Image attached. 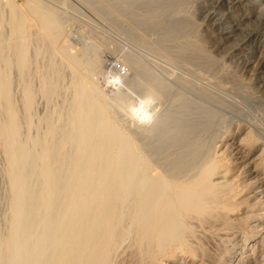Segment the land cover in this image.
I'll use <instances>...</instances> for the list:
<instances>
[{"label": "bare ground", "instance_id": "obj_1", "mask_svg": "<svg viewBox=\"0 0 264 264\" xmlns=\"http://www.w3.org/2000/svg\"><path fill=\"white\" fill-rule=\"evenodd\" d=\"M80 1L157 56L123 48L128 90L108 95L97 83L104 37L73 42L45 0H0V264H264V124L227 116L235 103L208 85L222 88L229 64L187 37L202 29L197 12L228 20L248 0L219 13L210 0ZM263 10L235 16L227 34L261 52L258 70L264 48L244 25ZM148 99L140 122L132 109Z\"/></svg>", "mask_w": 264, "mask_h": 264}, {"label": "rangeland", "instance_id": "obj_2", "mask_svg": "<svg viewBox=\"0 0 264 264\" xmlns=\"http://www.w3.org/2000/svg\"><path fill=\"white\" fill-rule=\"evenodd\" d=\"M48 4H50V5H52L53 7H55V8H57V9H59L60 11H62L63 12V14H64V16L66 17V21H65V28H66V31H67V33L70 31V35L72 36V39H74L73 40V42H75L76 40H77V42L78 43H81V42H88V43H90V42H93V41H97L98 39L101 41L102 39H101V36L102 37H104V39H103V41L104 40H107V43H105L106 41H104L103 43L104 44H106L105 45V49L103 50V53H102V55H101V57L103 58L102 60L104 61V63H103V66H104V72L103 73H100V74H98L97 76H98V81H97V79H96V81H97V83H98V85H99V87H100V89L103 91V92H105L106 94H108V95H111L112 96V94H114L115 93V91L118 89V88H120L121 87V89H124L125 90V88H126V90H128L127 88L128 87H124V86H126L125 84H124V78L123 77H125L126 78V75L127 74H125V73H128L127 72V69L122 65V63L120 62L121 61V58H122V56H123V54H122V52H123V50L125 49V50H129V51H132V54H137L136 56H139V57H141V56H148V57H154V56H157V55H155V53H153L147 46H144V45H140V44H137V42L135 41V40H131V39H129V37L127 38V36L125 37V35L123 36L122 35V32H120V30L121 29H119L118 30V27L116 28H114L113 26L111 27V25L110 24H108L103 18H101L100 16H98L95 12H93V11H91L83 2H81L80 0H45ZM199 1H203L204 2V4L205 3H207L209 0H199ZM206 1V2H205ZM264 1V0H263ZM213 2H215V3H213ZM220 2L221 3H223V4H227V2H228V4L229 5H231V2L233 3V1L232 0H210L208 3H207V7L209 8H211V7H218L219 6V4H220ZM218 3V4H217ZM245 3H247V4H245ZM243 2L241 5L239 4L238 5V3L237 4H234L233 5V9H232V11H231V13L230 14H228V16L229 17H231V18H229L228 20H227V18H226V20L225 19H223V20H219L218 18V20H216V22H214L213 20H212V22H211V20L208 22V20L204 17V13H200L201 14V16H200V14H198L199 12H197V14H196V19H195V21H196V23H195V25L196 26H198V28L199 29H201V30H199V33L198 34H196V35H194L193 33V35L192 34H188L187 35V37L188 36H192V38L193 37H195V38H197V39H199L200 40V42L201 43H203L202 45H204V48L207 50V51H210L211 52V54L214 56V57H216L218 60H219V62L221 63V64H226V65H228V67H229V69L227 68V70H229V71H227V73H228V75H225V77L223 76L222 77V80L220 79V82H221V84L223 85V87L225 88V89H223V87L222 88H220V87H214V85L212 84V83H210L209 82V88L211 89V90H213V91H215V92H217V90H219L220 91V89H222V90H224V91H218V93H220V94H222L225 98H226V96H227V99L230 101L231 99L233 100V102L235 103V108H237V109H228L227 110V112H225L226 114H227V116H232V114H236V112H238V111H241L244 115H248L249 117H251V118H253V119H255V120H257V121H259V122H261L262 124H264V89L263 90H261V91H259L258 92V90H260V89H262V88H264L263 87V85H264V67L262 68V69H260V70H258L257 69V66H255V65H257V64H255V63H257V62H259V61H257V60H259L260 58V55H258V54H261V52H255L254 54H252L251 53V47H252V43H250V44H243L242 45V41H243V37H242V35H236L235 33H229V35H227L228 34V32L230 31V28H231V26H232V24H233V20L236 18V17H238V15H240V14H243L244 12H249V11H254V12H258V10L259 11H261L262 9H264V4H263V6L261 7V5H257V4H253L252 2H250V0H248L247 2ZM212 4V5H211ZM215 4V5H214ZM245 4V5H244ZM249 4H252V6L251 5H249ZM255 5V6H254ZM245 8H244V7ZM254 6V8H252ZM237 7V8H236ZM243 7V8H242ZM256 7V8H255ZM262 8V9H260V8ZM221 8H217L216 10H217V13H219V11L221 12V10H220ZM247 11H246V10ZM258 9V10H257ZM233 10H234V15H233ZM238 12V13H237ZM240 12V13H239ZM243 12V13H242ZM263 12H264V10H263ZM222 14H224V12H222ZM237 14V15H236ZM198 15V16H197ZM203 15V16H202ZM227 16V15H226ZM236 16V17H235ZM198 17V18H197ZM204 18V20H203V18ZM201 18V19H200ZM262 18H263V20H261L260 22H259V20L257 19H255L254 21H253V19L254 18H250L249 20L250 21H248L249 23H248V25H247V23L244 25V28L246 29V30H248V31H257V32H259V39H258V41L255 43V44H258V45H260V47H262V48H264V34H262L263 32H264V27H263V23L262 22H264V17L262 16ZM202 20V21H201ZM204 21V22H203ZM207 21V22H206ZM223 21V22H222ZM233 21V22H232ZM255 21H257V22H255ZM205 22H206V26H205ZM211 22V23H210ZM214 22V23H213ZM219 22V23H218ZM251 22V23H250ZM254 24H256L257 26H258V29L256 28L257 26L256 25H253V23ZM200 23V24H199ZM209 23H210V26L211 27H209ZM228 23V24H227ZM259 24V25H258ZM202 26L201 28H200V26ZM204 25V26H203ZM208 25V26H207ZM216 27H215V26ZM217 25L219 26V27H217ZM227 25V26H226ZM178 25H175V27H174V29H178V27H177ZM248 26V27H247ZM262 26V27H261ZM209 27V28H208ZM228 27H229V30H228ZM208 28V29H207ZM250 30H249V29ZM259 28H260V30H259ZM173 29V28H172ZM177 29H176V31H177ZM215 30V31H212V30ZM222 29H224V31L222 30ZM261 29H263V31L261 30ZM217 30V31H216ZM219 30H221L222 31V34L220 33L221 31H219ZM226 30V31H225ZM259 30V31H258ZM122 31V30H121ZM175 31V30H174ZM206 31H207V33H206ZM262 31V32H261ZM202 32V33H201ZM206 34H208V36L206 35L205 36V33ZM212 33V34H211ZM73 34H75L74 36H73ZM211 34V35H210ZM218 34H219V37H218ZM220 34H221V36H220ZM231 34V35H230ZM227 35V36H226ZM237 36V38H233V37H236ZM263 35V36H262ZM153 36V35H152ZM213 36H214V40H216V41H214L213 40ZM238 36L240 37V38H238ZM263 38H262V37ZM100 37V38H99ZM209 38L210 39V41L208 42V39L207 38ZM211 37V38H210ZM228 37V38H227ZM242 37V38H241ZM203 38H205V39H203ZM220 39L219 40V44L217 43L218 41V39ZM224 40H223V39ZM263 40H262V39ZM229 39V40H228ZM239 39H241V40H239ZM223 42H222V41ZM226 40V41H225ZM238 40V41H237ZM110 42V43H109ZM208 44V46L206 45V43ZM215 44H214V43ZM221 42V43H220ZM246 45V46H245ZM254 45V44H253ZM213 46H216V48L215 47H212ZM248 46V47H247ZM251 46V47H250ZM208 47H210L211 48V50L208 48ZM240 47H242V49H243V47H244V49L242 50ZM124 48V49H123ZM232 48V50H230ZM239 48V49H238ZM250 48V49H249ZM123 49V50H122ZM235 49V50H234ZM238 49V50H237ZM122 50V51H121ZM125 50H124V52H125ZM248 51V53H246L247 51ZM243 53H242V52ZM134 52V53H133ZM232 54V56H231V54ZM236 53V54H235ZM237 53H238V55H237ZM258 53V54H257ZM215 54V55H214ZM249 54V55H248ZM141 55V56H140ZM217 55H218V57H217ZM230 55V56H229ZM255 56V58H254V56ZM262 55V54H261ZM235 56V57H234ZM248 56H250V57H248ZM227 57V58H226ZM229 57V58H228ZM232 57H234V58H232ZM245 57H247V58H245ZM232 58V59H231ZM236 58H240V59H236ZM243 58V59H242ZM246 60H245V59ZM250 59V60H248L249 62L247 63V59ZM253 58V59H252ZM225 59V60H224ZM231 59V60H230ZM235 61H234V60ZM242 59V60H241ZM223 60V61H222ZM236 63V65H234L235 63ZM240 61H242V62H240ZM245 63H247V64H245ZM257 61V62H256ZM222 62H224V63H222ZM253 62V63H252ZM231 63V64H230ZM241 63H244V64H241ZM252 63V64H251ZM255 64V65H254ZM120 65H121V67H120ZM225 65V66H226ZM234 65V66H233ZM240 65V66H239ZM243 65V66H242ZM247 65V66H246ZM251 65V66H250ZM166 66H168V65H166ZM249 66H250V68H249ZM256 67V68H254V67ZM170 67H173V68H171L170 70H172V69H175L176 70V73H180V74H182L183 76H184V74H185V77H187L188 79L190 78V80L191 79H193V81L194 82H197V83H200L201 81H200V79L201 78H203V77H199L198 78V76H195L191 71L188 73V71H187V69H185V68H183V67H181V66H173V65H171V66H169V68ZM177 67V68H176ZM219 67H220V65H219ZM232 67V68H231ZM246 67H248L247 69H246ZM234 69H236V70H234ZM174 70V71H175ZM261 70L263 71V73L261 72ZM255 71V72H254ZM260 71V72H259ZM125 72V73H124ZM254 72V73H253ZM184 73V74H183ZM226 73V74H227ZM121 74V75H120ZM189 74H190V76H189ZM256 75V76H255ZM236 76V77H235ZM238 76V77H237ZM258 76V77H257ZM262 76H263V79H262ZM236 78V79H235ZM239 78V79H238ZM259 78V79H258ZM205 79V80H204ZM204 79L202 80V82L203 83H208V80H206V78L204 77ZM239 80V82H238V80ZM115 80H119V83H114L113 81H115ZM121 80V81H120ZM241 80V81H240ZM263 81V82H262ZM122 83V84H121ZM241 85H242V87H243V89L245 88L246 89V91H250V95L248 96V95H245V94H241V92H237V96H236V94H234L235 93V91L236 90H238L239 91V89H241L242 87H241ZM239 88V89H236V88ZM262 87V88H261ZM215 88H217V89H215ZM227 89V90H226ZM235 89V90H234ZM244 89V90H245ZM233 90V91H232ZM231 91V92H230ZM263 91V92H262ZM225 92V93H224ZM230 95H228L227 93ZM233 92V93H232ZM252 92H253V95H252ZM255 92H258L259 93V95H258V97H257V93H255ZM239 93V94H238ZM248 93V92H247ZM254 93H255V95H256V97H255V95H254ZM263 93V95H261ZM241 95V96H240ZM244 95H245V97H244ZM229 96V97H228ZM261 96V97H260ZM231 97V98H230ZM233 97V98H232ZM256 98V99H255ZM259 98V99H258ZM44 101V99L43 98H41V97H37V100H36V103H37V105H36V107H37V110H38V112H37V110H36V112L37 113H39V115L41 114V112L43 111H45L43 108H45V103L43 102ZM43 102V103H42ZM44 104V105H43ZM41 108H42V110H41ZM39 109H40V111H39ZM242 133H243V131H238V132H236L235 134H236V137H238L239 135H242ZM253 158V155H252V157L250 156V159H252ZM1 186V185H0ZM0 193H2V190L0 189ZM207 242V241H206ZM211 242L212 241H210V243H209V241L206 243L207 244V249L208 250H210V251H212L214 248H215V246H213V244H211ZM212 243H214V242H212ZM205 245V244H204ZM215 245V244H214ZM214 247V248H212V247ZM206 247V246H205ZM128 251H129V249H128ZM126 253V254H125ZM127 253H129L128 254V256L127 257H129V256H131L132 254L130 253V251L129 252H127V250L126 251H124V254H125V256L127 255ZM123 255V254H122ZM121 255V256H122ZM124 255H123V258L125 257ZM133 256H135V255H133ZM120 257V256H119ZM121 258V257H120ZM136 259H137V257H135ZM117 258H115V260H116ZM126 259V258H125ZM130 259H133V261L132 260H130L131 262H136V260L134 261V258H130ZM121 260H123L122 258H121ZM128 260V263H127V261H126V264H129V259H127ZM138 261V260H137ZM125 262V261H124ZM130 262V263H131ZM116 263H123V262H120L119 261V258L116 260ZM137 264L138 263H140V261H138V262H136ZM125 264V263H124ZM133 264V263H132ZM140 264H142V263H140Z\"/></svg>", "mask_w": 264, "mask_h": 264}, {"label": "clouds", "instance_id": "obj_3", "mask_svg": "<svg viewBox=\"0 0 264 264\" xmlns=\"http://www.w3.org/2000/svg\"><path fill=\"white\" fill-rule=\"evenodd\" d=\"M114 83H119V80L113 81ZM153 103L150 99L148 100H141L139 105L132 109V115L137 118L140 122H147L150 120V116L148 115L147 111L145 110V105H150Z\"/></svg>", "mask_w": 264, "mask_h": 264}]
</instances>
